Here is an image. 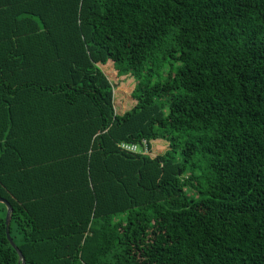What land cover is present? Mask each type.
Here are the masks:
<instances>
[{
  "label": "trees",
  "instance_id": "16d2710c",
  "mask_svg": "<svg viewBox=\"0 0 264 264\" xmlns=\"http://www.w3.org/2000/svg\"><path fill=\"white\" fill-rule=\"evenodd\" d=\"M0 197L26 264H264V0H0Z\"/></svg>",
  "mask_w": 264,
  "mask_h": 264
},
{
  "label": "rangeland",
  "instance_id": "374dc122",
  "mask_svg": "<svg viewBox=\"0 0 264 264\" xmlns=\"http://www.w3.org/2000/svg\"><path fill=\"white\" fill-rule=\"evenodd\" d=\"M101 67L105 70V72L110 77V79L113 80L116 84V87L114 88L115 89L114 93H115L116 111L119 114H123L127 110H130L133 106L134 99L132 98L131 93L136 85V81L134 78H131L130 76L128 77L118 76L117 70L115 69L113 62L111 61L108 62L105 66L101 65ZM162 142H163L162 143L163 146L168 147V143L166 141H162ZM158 146H159V143L155 142L153 144V150H155ZM166 149L167 148H161L160 151H163ZM143 150H144V147L139 145V149L137 153L142 152Z\"/></svg>",
  "mask_w": 264,
  "mask_h": 264
},
{
  "label": "water",
  "instance_id": "95a60500",
  "mask_svg": "<svg viewBox=\"0 0 264 264\" xmlns=\"http://www.w3.org/2000/svg\"><path fill=\"white\" fill-rule=\"evenodd\" d=\"M5 203L8 207V213H7V217L6 219V231H7V236L8 239L10 241V243L12 244V246L17 250V252L19 253L21 259H22V264H26V259L23 256V253L21 252V250L18 248V246L16 245L14 239L11 236V231H10V224H11V218H12V212H13V208L11 206V204L4 198L0 197V203Z\"/></svg>",
  "mask_w": 264,
  "mask_h": 264
},
{
  "label": "crops",
  "instance_id": "0c3cea01",
  "mask_svg": "<svg viewBox=\"0 0 264 264\" xmlns=\"http://www.w3.org/2000/svg\"><path fill=\"white\" fill-rule=\"evenodd\" d=\"M163 140H155V141H152L151 142V147L148 145V142H147V146L144 145V150L142 152H139V153H142V154H145V155H149L153 158H155L156 156L160 155V154H163L166 150H163V151H160L161 148H168L167 146H163L162 145V142ZM157 142L159 143V146L153 150V144ZM147 150V151H145Z\"/></svg>",
  "mask_w": 264,
  "mask_h": 264
},
{
  "label": "built area",
  "instance_id": "2783aa9c",
  "mask_svg": "<svg viewBox=\"0 0 264 264\" xmlns=\"http://www.w3.org/2000/svg\"><path fill=\"white\" fill-rule=\"evenodd\" d=\"M144 144L147 146V141L146 140H144ZM121 148L123 150H126V151L137 153V151L139 149V144L124 142V143L121 144ZM145 151H147V150H145Z\"/></svg>",
  "mask_w": 264,
  "mask_h": 264
}]
</instances>
